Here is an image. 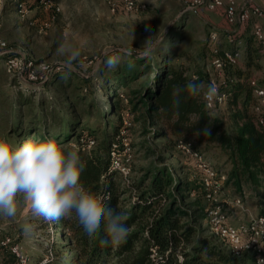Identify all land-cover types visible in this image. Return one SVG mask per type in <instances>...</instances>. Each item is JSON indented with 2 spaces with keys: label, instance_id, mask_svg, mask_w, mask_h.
Here are the masks:
<instances>
[{
  "label": "trees",
  "instance_id": "1",
  "mask_svg": "<svg viewBox=\"0 0 264 264\" xmlns=\"http://www.w3.org/2000/svg\"><path fill=\"white\" fill-rule=\"evenodd\" d=\"M22 2L29 9L42 8L41 3L26 0L15 3L13 10L17 11ZM252 38L246 39L247 64L251 62V54L261 45L253 35ZM12 55L0 54L4 64ZM172 58L166 57L159 64L149 56L128 52L115 69L106 67L102 74L107 83L114 77L113 84L105 85L113 97L108 103L109 114L119 115V119L114 122L103 116V127L88 125L90 103L84 102L83 96L71 99L72 92L76 94L85 88L87 79L75 71L66 75L63 67L46 81L50 83L55 78L56 88L63 94L65 115L53 114L49 120L57 123L54 126L44 117L38 131L50 134L62 148L78 153L86 165L81 172V184L88 191L105 197L106 207L124 213L129 228L126 241L119 247H111L101 242L105 237L104 222L93 240L74 216L50 221L58 228L60 239L52 241L51 246L57 247L55 252L64 250L58 247L68 249L71 252L69 264H239L243 255H231L224 241L203 233L201 221L206 218L211 203L204 198L201 171L178 143L189 144L191 150L199 153L195 143L216 144L231 163L224 183L231 184L237 192L242 190L243 183L264 188V126L257 123L261 114L256 109L257 98L243 72L225 73L234 65L223 68L218 92L227 97L228 117L235 128L231 134L224 126V115L215 111L217 103L211 107L205 103L204 93L209 86L205 73L200 69L193 71L179 61L173 63ZM156 65L158 70H154ZM72 80L77 84L72 85ZM189 81L202 86L201 95L193 97L182 92L180 106L176 108L173 105L174 88H184ZM124 111L128 119L125 128L135 126L140 138L137 145L142 151L138 158L145 160L142 164H129L126 173L110 167L114 144L117 142L122 148L118 136L120 116ZM108 126L111 127L108 129ZM205 126L210 127V136H194L196 130ZM39 137L41 141L48 140L42 133ZM88 140L93 141L89 147ZM153 145L159 146L161 151L155 150ZM182 151L193 161L190 172L183 169L185 165L173 167L166 163L167 155L173 157ZM259 196L264 197V189ZM261 214H264V208ZM6 236L10 237V242L0 244L3 251L0 264H14L17 257L9 246L19 242L10 235H1L0 240ZM54 264H58L57 261Z\"/></svg>",
  "mask_w": 264,
  "mask_h": 264
},
{
  "label": "rangeland",
  "instance_id": "2",
  "mask_svg": "<svg viewBox=\"0 0 264 264\" xmlns=\"http://www.w3.org/2000/svg\"><path fill=\"white\" fill-rule=\"evenodd\" d=\"M21 1L26 0H0V41L3 42L0 54L13 53L20 58L31 59L33 63L45 61L52 66V70L44 80L29 81L23 72L6 71L4 58L0 56V139L13 146L26 141H41L40 133L45 139L52 140L50 134L38 130L42 127L44 117L49 123H53L49 120L53 114L60 117L65 115L62 109L65 102L63 94L56 88L55 78L50 83L46 81L64 67L74 50L80 53L73 62L75 72L87 79V82L84 84L85 88L78 90L76 94L72 92L71 99L83 96V101L90 103L86 121L92 127H103V116L114 122L119 119V115L109 114L108 103L113 101V97L105 85L113 84L114 77L110 80L112 82L107 83L106 76L102 74L107 69L104 66L106 59L119 57V60H124L128 52H133L136 56L145 55V50L156 45L163 33L164 43L159 44L157 51L149 56L154 63L160 64L166 57L172 56L173 63L182 62L193 71L200 69L209 79L216 75L211 65L214 49L221 52L231 48L237 51V60L235 64H228L234 66L226 69L225 73L238 70L243 72L247 81L256 77L264 84L262 47L259 46L251 54L249 64L244 55L246 39L252 38L254 23H260L261 17H251L244 23L230 24L225 20L223 7L209 10L204 6L191 5L190 0H133L136 8L132 10L125 9L124 0H114L116 6L113 11L103 0H51L46 8L42 5L40 9H29L22 2L17 11L13 10L16 9L15 3ZM232 1L237 9L250 6L248 4L251 2ZM256 1L260 3V0ZM259 6L264 8L263 4ZM213 33L216 35L215 41L210 38ZM230 36L232 40H229ZM178 54L181 55L175 58ZM24 67L25 63L21 68ZM158 68L156 65L154 70ZM233 76L234 74L232 78L235 77ZM74 83L77 84L72 80V85ZM120 97L123 99V94ZM225 98L217 103L215 111L224 115V126L233 134L235 128L228 117L226 95ZM122 101L126 103V100ZM120 117L122 122L118 139L122 148L116 142V157L119 158L121 167L129 169V164L138 165L145 160L138 158L142 151L137 145L140 138L135 126L125 128L128 125L126 111ZM55 123L51 125L54 126ZM195 144L218 174V198H225L228 202L225 206L228 222L238 224L261 214L264 197L259 194L264 188H254L243 183L242 190L237 192L231 184L224 183L225 173L231 165L224 152L213 143ZM152 147L161 151L159 146ZM186 153L178 152L173 157L167 155L169 158L166 163L173 167L185 165L183 169L190 172L193 170V161ZM220 175L223 177L220 178ZM201 226L203 233L210 236L207 217L201 221ZM1 235L17 238L22 247L24 264H54V261L69 264L71 252L63 247H58L64 249L61 252H55L57 247L51 246L52 241L60 240L58 228H54L50 221L33 217L22 197L19 198L15 218L0 216ZM2 252L0 249V263ZM239 264L253 263L248 255L243 254Z\"/></svg>",
  "mask_w": 264,
  "mask_h": 264
},
{
  "label": "clouds",
  "instance_id": "3",
  "mask_svg": "<svg viewBox=\"0 0 264 264\" xmlns=\"http://www.w3.org/2000/svg\"><path fill=\"white\" fill-rule=\"evenodd\" d=\"M164 41L163 33L156 45L145 50V55H152ZM79 54L74 50L65 61L66 75L76 71L73 62ZM118 63L119 57H108L104 66L115 69ZM201 89L202 86L195 81H189L184 88H174L173 105L179 108L182 92L196 97L201 95ZM205 95L213 100L218 95V88L209 85ZM199 135L210 136V127L194 132V136ZM85 166L76 151L64 149L53 140L26 141L13 146L0 139V216L15 218L22 197L33 217L55 221L74 216L93 240L104 222L105 237L101 242L119 247L129 232L126 216L106 207L105 197L88 191L81 184L80 176Z\"/></svg>",
  "mask_w": 264,
  "mask_h": 264
},
{
  "label": "built area",
  "instance_id": "4",
  "mask_svg": "<svg viewBox=\"0 0 264 264\" xmlns=\"http://www.w3.org/2000/svg\"><path fill=\"white\" fill-rule=\"evenodd\" d=\"M41 3L45 8L49 6L51 0H30ZM110 9H115L114 0H103ZM264 1V0H263ZM190 4L193 6H204L206 9L213 10L220 7L224 8L225 19L230 24L244 23L251 17H261L260 23H255L252 28V35L256 39L264 50V9L259 5H251L237 9L232 0H190ZM124 7L127 10L136 8V4L133 0H124ZM211 40L216 39L215 33L210 35ZM229 40H232L229 38ZM0 45L3 42L0 41ZM237 51L234 50H222L214 49V55L211 60V65L216 75L214 78H209V85H215L219 87V77L223 75V68L228 64H235L237 60ZM25 63V69L21 68ZM6 71L23 72L29 81H41L44 80L50 74L52 66L45 61L39 63H33L31 59L20 58L19 56L12 55L5 62ZM24 69V71H23ZM249 85L252 87V92L257 98L256 109L261 111L258 117V124L264 126V84L260 83L256 77H252L248 80ZM206 93V92H205ZM204 93V100L208 107H211L214 102L220 103V100L226 99L225 94H219L213 99L209 100ZM93 143L92 140H88L87 146L89 147ZM115 147V144H114ZM111 149V163L110 167L118 169L122 173H126L128 169L121 167L119 158L116 156V149ZM178 147L186 151L191 155L194 160V164L201 171L202 185L204 188V198L211 203V206L207 210L206 217L208 222L209 234L213 237L224 241L228 252L236 257L243 254L248 255L251 258L253 264H264V214H259L250 217L244 222L238 224H232L228 222V218L225 212V206L228 204L225 198L219 197V182L217 181L218 174L213 166L203 158V155L199 152L193 151L189 148V144L178 143ZM223 177L220 175V178ZM221 186V184H220ZM238 201V199H236ZM10 242V237L6 236L0 240L1 245H7ZM10 251L17 257V261L14 264H24L25 259L22 253V247L19 244H12L9 246Z\"/></svg>",
  "mask_w": 264,
  "mask_h": 264
},
{
  "label": "crops",
  "instance_id": "5",
  "mask_svg": "<svg viewBox=\"0 0 264 264\" xmlns=\"http://www.w3.org/2000/svg\"><path fill=\"white\" fill-rule=\"evenodd\" d=\"M260 4H263L264 5V1L262 0H260V3H257V1L256 0H251V2L248 4V5H260ZM242 6H244V4L242 5ZM263 8V7H262ZM264 9V8H263Z\"/></svg>",
  "mask_w": 264,
  "mask_h": 264
}]
</instances>
